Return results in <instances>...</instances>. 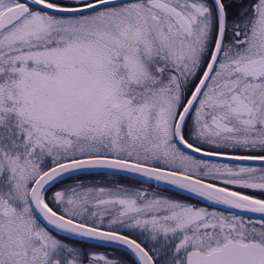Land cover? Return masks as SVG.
Returning a JSON list of instances; mask_svg holds the SVG:
<instances>
[{"label": "snow or ice", "instance_id": "obj_1", "mask_svg": "<svg viewBox=\"0 0 264 264\" xmlns=\"http://www.w3.org/2000/svg\"><path fill=\"white\" fill-rule=\"evenodd\" d=\"M0 264H264V0H0Z\"/></svg>", "mask_w": 264, "mask_h": 264}]
</instances>
